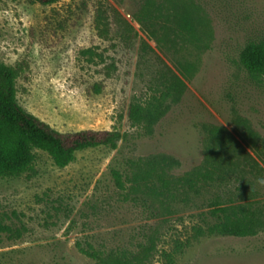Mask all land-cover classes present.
<instances>
[{
  "label": "rangeland",
  "instance_id": "obj_1",
  "mask_svg": "<svg viewBox=\"0 0 264 264\" xmlns=\"http://www.w3.org/2000/svg\"><path fill=\"white\" fill-rule=\"evenodd\" d=\"M253 42L264 0H0L18 103L60 132L121 133L65 167L36 149L32 171L0 176V215L22 233H0V264H96L88 244L167 264L180 243L175 264H264V76L240 62ZM156 100L151 131L129 119L132 102ZM214 200L255 213L257 234L195 238Z\"/></svg>",
  "mask_w": 264,
  "mask_h": 264
},
{
  "label": "trees",
  "instance_id": "obj_2",
  "mask_svg": "<svg viewBox=\"0 0 264 264\" xmlns=\"http://www.w3.org/2000/svg\"><path fill=\"white\" fill-rule=\"evenodd\" d=\"M41 5H52L62 0H30ZM101 17L100 15H98ZM102 11V33L108 31ZM83 53H92L91 49ZM240 62L253 76H264V43H249L241 51ZM17 70L0 63V176L18 177L34 169L37 155L36 149L42 150L52 158L58 167L71 163L78 151L99 146L116 148L121 138L118 130L82 129L75 132H60L52 128L35 115L28 113L17 101L16 78ZM99 90L100 86L95 85ZM163 103L159 100L142 104L134 101L128 110L129 119L137 125L145 126L149 131L163 114ZM154 168L146 171V176L154 172ZM116 183L123 188L120 173L113 171ZM163 187L168 186L164 174H158ZM192 182V178H186ZM211 216L214 221L207 227H196L195 238L204 235L253 236L256 235L262 222L244 205L228 204L220 200L210 203ZM0 215V233L9 238L21 236V230L5 223ZM79 246V244H78ZM183 248L180 243L171 252L164 251L167 264H175V255ZM82 253L94 259L96 264H137L125 254L96 250L91 244L81 247Z\"/></svg>",
  "mask_w": 264,
  "mask_h": 264
},
{
  "label": "clouds",
  "instance_id": "obj_3",
  "mask_svg": "<svg viewBox=\"0 0 264 264\" xmlns=\"http://www.w3.org/2000/svg\"><path fill=\"white\" fill-rule=\"evenodd\" d=\"M257 182H258V183H261V184H264V178H260V179H258Z\"/></svg>",
  "mask_w": 264,
  "mask_h": 264
}]
</instances>
